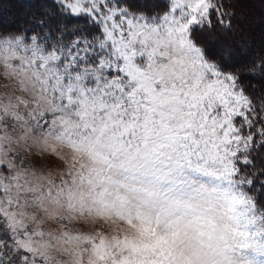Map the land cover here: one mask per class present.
<instances>
[{
    "label": "snow or ice",
    "instance_id": "obj_1",
    "mask_svg": "<svg viewBox=\"0 0 264 264\" xmlns=\"http://www.w3.org/2000/svg\"><path fill=\"white\" fill-rule=\"evenodd\" d=\"M256 3L0 0V264H264Z\"/></svg>",
    "mask_w": 264,
    "mask_h": 264
},
{
    "label": "rangeland",
    "instance_id": "obj_2",
    "mask_svg": "<svg viewBox=\"0 0 264 264\" xmlns=\"http://www.w3.org/2000/svg\"><path fill=\"white\" fill-rule=\"evenodd\" d=\"M7 11L9 13L8 19H11L12 16L19 14L18 9L7 6ZM251 15L253 16L252 28L254 30L255 37L259 39L262 32H264V22H262V15H264V8L256 3L250 10Z\"/></svg>",
    "mask_w": 264,
    "mask_h": 264
}]
</instances>
